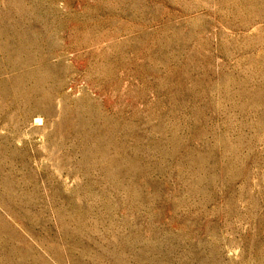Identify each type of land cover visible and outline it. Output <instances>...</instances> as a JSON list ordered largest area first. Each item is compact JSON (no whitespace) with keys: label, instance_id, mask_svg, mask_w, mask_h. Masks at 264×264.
Segmentation results:
<instances>
[{"label":"rangeland","instance_id":"1","mask_svg":"<svg viewBox=\"0 0 264 264\" xmlns=\"http://www.w3.org/2000/svg\"><path fill=\"white\" fill-rule=\"evenodd\" d=\"M0 44V264H264V0H0Z\"/></svg>","mask_w":264,"mask_h":264},{"label":"bare ground","instance_id":"2","mask_svg":"<svg viewBox=\"0 0 264 264\" xmlns=\"http://www.w3.org/2000/svg\"><path fill=\"white\" fill-rule=\"evenodd\" d=\"M9 21V20H8ZM19 27V26H18ZM25 34V33H24ZM11 36V35H10ZM21 38V36H20ZM29 40V39H28ZM18 41V40H17ZM1 45V44H0ZM4 45V44H3ZM20 49V48H19ZM8 52V51H7ZM12 56V55H11ZM10 60V59H9ZM31 61V60H30ZM27 63V62H26ZM21 64V63H20ZM21 68V67H20ZM26 68V67H25ZM6 69V68H4ZM29 69V68H28ZM50 70V69H49ZM4 71V70H3ZM24 71V70H23ZM43 70H35L31 68V70H26V72L21 74V76L14 77L12 81H14L15 85H17V91L14 96H20L21 100H25V102L31 104L32 111L43 112L46 110L45 102H50L51 96L46 94L43 90V85L46 81H48V76ZM52 72V71H51ZM49 74V73H48ZM52 75V74H51ZM51 77V76H50ZM54 77V76H53ZM25 79V81H23ZM55 80V79H54ZM4 81V80H3ZM3 83V82H2ZM9 83V82H8ZM13 83V82H12ZM13 83V84H14ZM1 84V83H0ZM49 84V83H48ZM53 84V83H52ZM57 84V83H56ZM59 85V84H58ZM2 86V85H1ZM12 86V84H11ZM54 86V85H53ZM56 86V85H55ZM1 88V87H0ZM52 88V86H51ZM13 89V88H12ZM56 89V88H55ZM58 89V88H57ZM5 90V89H3ZM15 90V89H14ZM54 90V89H53ZM57 92V90H56ZM3 93V92H2ZM7 93V92H5ZM3 93V94H5ZM14 93V92H12ZM52 93V92H51ZM54 93V92H53ZM1 94V93H0ZM55 94V93H54ZM14 98V97H13ZM19 98V97H18ZM1 99V98H0ZM20 100V98H19ZM8 102V101H7ZM18 100L16 101V103ZM21 103V102H18ZM15 104V103H14ZM13 105V103L11 104ZM29 107V106H27ZM26 114V113H25ZM42 114V113H41ZM28 118V117H27ZM91 127V126H90ZM85 131V130H84ZM10 135V134H9ZM101 138V137H100ZM87 140V139H86ZM87 142V141H86ZM88 146V145H87ZM96 146V145H95ZM7 147V146H6ZM87 148V147H86ZM92 149V148H91ZM88 150V149H87ZM97 150V149H96ZM17 155V153H16ZM86 155V154H85ZM84 156V155H83ZM11 157V156H10ZM85 157V156H84ZM22 159V158H21ZM2 161V160H1ZM132 166V165H131ZM130 166V167H131ZM133 167V166H132ZM138 169V168H137ZM15 170V169H14ZM114 171V170H113ZM111 172V171H110ZM115 172V171H114ZM136 172V171H134ZM113 174V173H112ZM46 176V175H45ZM115 176V175H113ZM125 177V175H124ZM110 178V177H109ZM11 179V178H10ZM89 182V181H88ZM54 183V182H53ZM65 185V184H64ZM29 197V196H28ZM98 197V196H97ZM134 198V197H133ZM56 208V207H55ZM52 211V210H51ZM35 212V211H34ZM123 222V221H122ZM84 230V229H83ZM69 235V234H68ZM88 237V236H87ZM93 238V237H92ZM63 239V238H62ZM77 239V238H76ZM80 239V238H79ZM77 242V241H76ZM90 248V247H89ZM134 248V247H133ZM139 248V247H138ZM145 248V247H144ZM157 248V247H156ZM142 249V248H141ZM147 250V249H146ZM151 250V249H150ZM127 251V250H126ZM141 252V251H140ZM105 253V252H104ZM108 253V252H107ZM157 253V252H156ZM160 253V252H159ZM148 254V253H147ZM56 255V254H55ZM168 256V255H167ZM160 257V256H159ZM142 258V257H141ZM146 258V257H145ZM163 258V257H162ZM158 260V259H157ZM162 260V259H161ZM30 261V260H29ZM167 263V262H165Z\"/></svg>","mask_w":264,"mask_h":264}]
</instances>
